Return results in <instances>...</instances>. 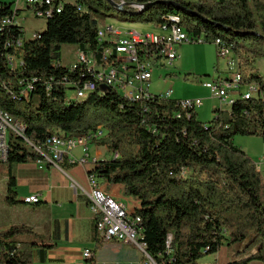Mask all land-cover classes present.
Returning <instances> with one entry per match:
<instances>
[{"label":"trees","instance_id":"1","mask_svg":"<svg viewBox=\"0 0 264 264\" xmlns=\"http://www.w3.org/2000/svg\"><path fill=\"white\" fill-rule=\"evenodd\" d=\"M112 1L118 7L106 0L38 5L47 26L28 39L15 3L0 2V111L24 126L0 164L6 203L18 202L16 166L43 161L50 136L86 137L103 125L107 135L94 144L112 157L96 162L89 177L121 186L138 202L132 215L140 218L146 252L158 264H199L233 244L242 246L237 254L244 257L232 256L229 264H264V177L235 143L236 137L264 140V76L256 66L264 58V0ZM109 18L180 25L206 43L220 40L236 58L240 85L256 84L257 91L233 96L228 112L215 107L209 122L194 108L184 110L180 100L157 95L134 102L99 86L79 99L77 91L94 78L81 64H61L62 47L97 55L100 21ZM96 241L95 251L103 246ZM54 247L25 225L0 230V264H33L35 251L45 260ZM88 263L96 264L94 255Z\"/></svg>","mask_w":264,"mask_h":264},{"label":"built area","instance_id":"2","mask_svg":"<svg viewBox=\"0 0 264 264\" xmlns=\"http://www.w3.org/2000/svg\"><path fill=\"white\" fill-rule=\"evenodd\" d=\"M53 0H26V4L34 12L36 18L44 19L46 14L39 10L38 5H50ZM20 3V0L18 4ZM179 24V20H178ZM160 32L141 33L133 30L124 32L108 26L99 30V41L103 45L97 55H81L78 62L69 66L75 68L77 64L85 66L91 72L94 81H90L77 91V97H87L97 87L111 89L126 97L130 101H145L153 94L150 92V83L153 78L154 67L172 65L180 58L178 48L183 44L206 43L203 36L196 38L188 34L186 30L167 25L156 26ZM219 55L229 59L230 72L229 83H219V79L204 83L212 96L217 99L220 106L228 105L233 93L242 89L241 75L237 72V62L229 58L232 53L220 40L214 42ZM244 93H255L256 84L246 86ZM174 91L169 89L160 95L169 100L173 98ZM243 94V93H240ZM181 107L197 109L203 105L202 100H180ZM10 135H24V126L15 122L7 112L0 111V164L7 162L10 148ZM107 135L103 125L86 137H72L63 134L50 136L46 143L47 163L59 166L65 153L70 154L74 149L81 148L83 158L79 161L84 164L88 160V147L96 140ZM38 151H40L38 149ZM261 172L262 164L258 165ZM92 193L89 195L93 204V210L97 217V232L103 242H118L136 245L144 254V264H158L155 259L146 252V244L142 241V229L139 228L140 218L133 217L125 205L115 201L99 184L95 177H89ZM29 204L36 203L38 197L26 199ZM88 260L92 257L91 250H86L83 255Z\"/></svg>","mask_w":264,"mask_h":264},{"label":"crops","instance_id":"3","mask_svg":"<svg viewBox=\"0 0 264 264\" xmlns=\"http://www.w3.org/2000/svg\"><path fill=\"white\" fill-rule=\"evenodd\" d=\"M260 74L262 75L261 72ZM221 81L229 83V80L223 78ZM88 156L87 162L80 164L83 151L76 148L70 154L65 153L59 166L47 163L46 159L17 165L16 205L23 203L34 207H17L16 218L9 220L7 225L0 226V230L25 225L50 239L55 247L46 252L45 260L41 259L39 251H35L33 264H89L83 257L86 250H91L96 264H144L145 256L134 244L103 242V246L95 251L96 239L100 238L97 217L89 198L92 187L88 172L96 162L111 159L112 154L105 146L92 143L88 147ZM99 184L131 213L138 207L136 200L122 197L121 186H112L102 180ZM34 196L38 197L36 203H26V199ZM214 260L211 264H229L233 257L224 247L215 255ZM250 264L263 263L252 261Z\"/></svg>","mask_w":264,"mask_h":264},{"label":"rangeland","instance_id":"4","mask_svg":"<svg viewBox=\"0 0 264 264\" xmlns=\"http://www.w3.org/2000/svg\"><path fill=\"white\" fill-rule=\"evenodd\" d=\"M183 1L196 2L200 0ZM0 2L8 4L15 3L13 8L20 10L17 22L24 28L26 39L32 38L37 32H43L46 29L47 22L35 17L34 12L28 9L26 0H20L19 4V0H0ZM108 26H112L122 32L125 30H133L141 33L160 32L154 24L131 23L112 18L100 21V29L105 30ZM79 53V48L76 45H64L61 50V64L64 66L75 65L81 57ZM178 54L180 58L172 65L166 64L163 67H154L153 78L150 83V92L153 95H160L169 89H173V99L183 101L202 100L203 105L197 108L198 118L202 122H209L215 118L216 115L213 113V110L216 104H218L216 107L228 112L231 105L220 106L219 101L212 96L211 91L204 87L203 84L217 79L222 82V78L229 80L226 79L229 77L230 72L229 59L220 56L216 45L209 43L183 44L178 48ZM229 58L233 59L234 62L236 61L233 53L229 55ZM256 66L264 76V58L258 59ZM224 76L228 77L224 78ZM245 91H247V88L242 87L241 91L235 92L233 95H239ZM69 96H73V93L69 92ZM11 138L12 136L10 135ZM18 142L32 148L25 140H18ZM235 143L251 157L256 166L262 164L261 173L264 177V140L256 137H236ZM6 180V175L0 168V226L3 224L7 225L9 220L16 218L17 207H34L33 205H25L23 203L19 204V206L8 205L6 203ZM121 193L124 199H133L125 196L122 190ZM226 249H229L230 256L235 257V259L244 257V254H237L242 250V246L239 244L226 246ZM214 259L215 255L205 256L200 260L199 264H211L215 261Z\"/></svg>","mask_w":264,"mask_h":264},{"label":"bare ground","instance_id":"5","mask_svg":"<svg viewBox=\"0 0 264 264\" xmlns=\"http://www.w3.org/2000/svg\"><path fill=\"white\" fill-rule=\"evenodd\" d=\"M174 27H176V26H174ZM219 83H226V82H220L219 81ZM249 94H251V93H245L244 94V97H248L249 96ZM83 98H86V97H79V99H83ZM228 104H232V99H229V103ZM258 170H259V168H258ZM27 202H28V200H26Z\"/></svg>","mask_w":264,"mask_h":264},{"label":"water","instance_id":"6","mask_svg":"<svg viewBox=\"0 0 264 264\" xmlns=\"http://www.w3.org/2000/svg\"><path fill=\"white\" fill-rule=\"evenodd\" d=\"M108 1L110 4L113 5V7H118L112 0H106ZM153 4H150L148 7H151Z\"/></svg>","mask_w":264,"mask_h":264}]
</instances>
